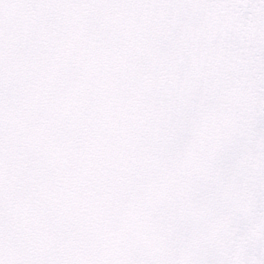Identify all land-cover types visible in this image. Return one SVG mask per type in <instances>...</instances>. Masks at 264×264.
Returning a JSON list of instances; mask_svg holds the SVG:
<instances>
[{
    "label": "snow or ice",
    "instance_id": "1",
    "mask_svg": "<svg viewBox=\"0 0 264 264\" xmlns=\"http://www.w3.org/2000/svg\"><path fill=\"white\" fill-rule=\"evenodd\" d=\"M0 264H264V0H0Z\"/></svg>",
    "mask_w": 264,
    "mask_h": 264
}]
</instances>
